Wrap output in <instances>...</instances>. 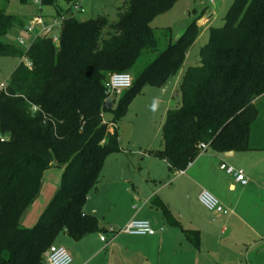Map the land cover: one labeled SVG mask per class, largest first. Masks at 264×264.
Listing matches in <instances>:
<instances>
[{"label":"trees","instance_id":"1","mask_svg":"<svg viewBox=\"0 0 264 264\" xmlns=\"http://www.w3.org/2000/svg\"><path fill=\"white\" fill-rule=\"evenodd\" d=\"M28 0H20L26 3ZM41 0L63 17L58 43L36 37L26 48L3 40L24 21L0 0V56L25 59L0 89V264H45V252L65 231L74 240L105 229L84 211L96 189L106 157L120 150L116 124L144 85L162 87L177 76L199 36L196 21L145 63L159 43L151 21L177 0H128L117 20L103 16L79 20L71 10L79 0ZM201 16L199 17V19ZM177 83L179 103L167 109L161 146L149 155L169 171L185 169L199 146L225 153L249 150L255 100L264 93V0H233L222 26L212 29ZM133 71V73H131ZM132 75V85L107 107L113 73ZM116 104V106H115ZM109 116V118H108ZM61 169L59 185L39 219L30 227L21 219L38 197L43 172ZM173 226L179 222L159 203ZM196 247L199 231L184 229Z\"/></svg>","mask_w":264,"mask_h":264},{"label":"crops","instance_id":"2","mask_svg":"<svg viewBox=\"0 0 264 264\" xmlns=\"http://www.w3.org/2000/svg\"><path fill=\"white\" fill-rule=\"evenodd\" d=\"M255 105L258 114L249 129V150L227 155L207 149L174 173L159 159L168 175L163 181L160 176L150 178L148 172L154 187L146 191L128 177L125 167L134 162L130 156L121 165L123 171H117L110 195L101 194L98 179L93 191L97 200L89 198L84 211L94 215L105 230L78 240L66 234L72 242L60 239L66 247L57 244L68 250L71 264H264V93ZM222 163L241 171L246 184L221 169ZM201 189L211 192L228 213L205 209L197 199ZM104 202L108 204L105 211L98 208ZM159 203L170 210L179 226L165 219ZM131 218L149 220L156 233L120 232ZM184 229L199 231L198 247L186 238Z\"/></svg>","mask_w":264,"mask_h":264},{"label":"rangeland","instance_id":"3","mask_svg":"<svg viewBox=\"0 0 264 264\" xmlns=\"http://www.w3.org/2000/svg\"><path fill=\"white\" fill-rule=\"evenodd\" d=\"M232 2L233 0H177L167 11L157 15L151 21L150 25L159 43V49L155 53L146 52L141 58L143 63L164 49L168 43L174 42L188 24L193 21H196L199 27V36L176 77L162 87L144 85L128 103L124 116L116 124L109 123L107 125L110 129L117 127L119 145L124 148V151L119 150L111 153L104 160L98 186L102 190L101 194L110 195L112 193L111 188L114 185L112 181L118 177L117 171L119 169L123 171L124 166L121 167V165L130 157L134 161L131 164L133 166L125 167V170L134 184H140L143 187V191L154 187V182L149 181L148 172L151 174L150 178L160 176L165 181L168 175V172L165 171L166 166L158 161L159 159L147 153L161 146V127L166 119L167 109L180 101L176 91L180 76L188 66L196 65L194 57H196L199 48L206 43L212 29L222 26L225 13ZM127 3L128 0H82L84 12L77 14V18L86 20L103 16L107 20L106 28H108L117 20L118 13L127 7ZM59 5L67 7V3L63 0H59ZM6 11L19 16L26 25L31 18L39 13V8L38 5L33 4L32 0H28L26 3H21L20 0H9ZM41 11L45 15H55V8L52 6L41 5ZM24 35L26 32L23 27L14 26L4 36L3 40L16 47L25 48L17 40L19 36ZM22 61L23 59L18 57L0 56V89L6 84L12 71ZM124 91L122 90L116 95L117 100ZM153 104H155V108H153ZM104 164L105 167H103ZM60 176L61 169L55 166H51L43 172L40 193L24 213L22 222H28L27 225H33L37 222L44 207L56 192ZM158 183L159 179L155 181L156 185ZM97 196L96 193L92 192L89 198L94 202L97 200ZM86 203L84 208L87 206ZM98 208L107 209L108 204L104 202L101 205L100 203ZM36 215L37 217L34 218ZM60 239L72 242L65 231L60 232L55 238L56 243L64 245ZM261 258L264 260L263 254Z\"/></svg>","mask_w":264,"mask_h":264},{"label":"built area","instance_id":"4","mask_svg":"<svg viewBox=\"0 0 264 264\" xmlns=\"http://www.w3.org/2000/svg\"><path fill=\"white\" fill-rule=\"evenodd\" d=\"M34 5H38L39 13L31 18L25 25L26 35L18 37V43L25 48L28 47L36 37L50 36L54 43H58V30L63 20V17H55L45 15L41 11V0H32ZM73 15L84 12L82 0L75 3L71 10ZM26 62L25 59H23ZM28 66L30 64L26 62ZM132 85V76L127 72H117L110 75L106 96L107 99L114 98L120 91L129 88ZM200 154L206 150V145L199 146ZM220 168L226 173L232 174L235 180L241 184H246L247 180L241 171H236L232 166L222 163ZM197 199L199 203L208 211L228 213V210L223 207L219 200L208 190L201 189ZM120 232H125L132 235H152L156 230L152 227L149 220L144 218H131L125 225L120 228ZM45 264H71L72 258L68 250L57 243L51 244L45 254Z\"/></svg>","mask_w":264,"mask_h":264},{"label":"water","instance_id":"5","mask_svg":"<svg viewBox=\"0 0 264 264\" xmlns=\"http://www.w3.org/2000/svg\"><path fill=\"white\" fill-rule=\"evenodd\" d=\"M105 103H106L108 108H110L112 106V102L110 99H106ZM232 153H233V151L225 152V154H227V155H231Z\"/></svg>","mask_w":264,"mask_h":264},{"label":"clouds","instance_id":"6","mask_svg":"<svg viewBox=\"0 0 264 264\" xmlns=\"http://www.w3.org/2000/svg\"><path fill=\"white\" fill-rule=\"evenodd\" d=\"M153 108H155V104H153Z\"/></svg>","mask_w":264,"mask_h":264}]
</instances>
